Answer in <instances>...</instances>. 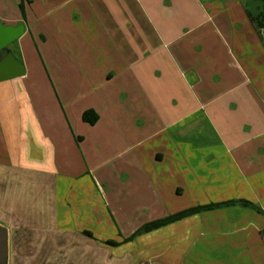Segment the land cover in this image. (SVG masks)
Instances as JSON below:
<instances>
[{
  "label": "crops",
  "instance_id": "0c3cea01",
  "mask_svg": "<svg viewBox=\"0 0 264 264\" xmlns=\"http://www.w3.org/2000/svg\"><path fill=\"white\" fill-rule=\"evenodd\" d=\"M131 1L117 18L128 37L122 63L93 90L95 126L43 71L28 11L16 0L0 14V36L16 34L10 54L18 47L23 62V75L0 80L10 252L11 236H36L38 252L47 239L80 264H264V215L241 206L131 241L96 238L103 210L148 224L231 201L264 211V33L244 0ZM104 84L112 92L99 98Z\"/></svg>",
  "mask_w": 264,
  "mask_h": 264
},
{
  "label": "rangeland",
  "instance_id": "374dc122",
  "mask_svg": "<svg viewBox=\"0 0 264 264\" xmlns=\"http://www.w3.org/2000/svg\"><path fill=\"white\" fill-rule=\"evenodd\" d=\"M17 1L19 4L23 3L25 11H28L27 17L39 50L41 66L45 74L49 75L54 88L58 90L65 107L76 101L78 103L74 104L78 105L79 109L92 110L88 108L95 102L94 96L97 95L94 92L98 89V82H103L110 69L119 68L122 63L116 59L125 52L128 37L117 18L126 14L124 9L131 6L132 1L128 0V3L126 0ZM15 2L16 0H0V14L3 16L11 14ZM216 2L223 4L227 0ZM243 4L253 16L259 15L261 9L264 12L258 0H244ZM12 52L17 58L20 57L18 47ZM105 86L102 92H98L101 94L99 98H106L109 92H112L113 85ZM84 91L87 93L84 94ZM64 92L69 95L67 101ZM83 96L87 97L86 101L82 99ZM104 197L106 196L103 195ZM12 207L13 205L10 208ZM146 223L149 222L112 220L103 210L101 219L94 222V233L101 241L118 239V235L122 234L131 235L130 239L134 233L132 231ZM38 239L36 236H11L10 264H80L77 255L71 254L70 251L66 252L62 245H50L47 239L38 252L40 243L32 241ZM42 239L44 238L41 237V242Z\"/></svg>",
  "mask_w": 264,
  "mask_h": 264
},
{
  "label": "trees",
  "instance_id": "16d2710c",
  "mask_svg": "<svg viewBox=\"0 0 264 264\" xmlns=\"http://www.w3.org/2000/svg\"><path fill=\"white\" fill-rule=\"evenodd\" d=\"M259 5L261 6V8H264V0H258ZM20 9L22 11V14L25 16V9H24V5L23 3H21L20 5ZM252 16V15H251ZM251 19L255 22L257 28L259 30H262V32L264 33V12L261 9V12L259 15L257 16H253L251 17ZM82 121L83 123L89 125V126H95L99 121H100V116L94 111V110H89L86 111L83 116H82ZM234 206H241L243 208L246 209H251L253 211H256L259 214L264 215V211L259 208L257 205L245 201V200H240V201H231V202H227V203H223V204H216V205H209V206H204V207H197V208H193V209H189L187 211L181 212L179 214H176L174 216L168 217L164 220H160L157 222H153L150 224H147L145 226H143L141 229H139L130 239L128 240H134L137 237L144 235V234H148L151 233L153 231L159 230L161 228H164L166 226L172 225L176 222H179L183 219H186L188 217L206 212V211H212V210H216L219 208H227V207H234ZM87 236L92 237L91 234L89 233H85ZM107 245L110 246H117L118 244L115 242H107Z\"/></svg>",
  "mask_w": 264,
  "mask_h": 264
},
{
  "label": "water",
  "instance_id": "95a60500",
  "mask_svg": "<svg viewBox=\"0 0 264 264\" xmlns=\"http://www.w3.org/2000/svg\"><path fill=\"white\" fill-rule=\"evenodd\" d=\"M24 32V28H20L18 30H16L15 32ZM13 33V32H12ZM16 34H9V33H6V34H3V36H0V47L2 46L5 47L6 45H8V43L14 39ZM15 62V60H14ZM14 64V63H13ZM23 75V71L20 72V73H17V74H14L10 77H4V78H1V80L3 79H9V78H13V77H18V76H21ZM9 253H10V244H9V230L0 225V264H9Z\"/></svg>",
  "mask_w": 264,
  "mask_h": 264
},
{
  "label": "flooded vegetation",
  "instance_id": "af4514ba",
  "mask_svg": "<svg viewBox=\"0 0 264 264\" xmlns=\"http://www.w3.org/2000/svg\"><path fill=\"white\" fill-rule=\"evenodd\" d=\"M10 53L11 52H10L9 45H6L3 48L2 46L0 47V80L1 78L10 77L14 74H17L23 71L22 60L19 58L14 59V57H12ZM10 256H11V252L9 253V264H10Z\"/></svg>",
  "mask_w": 264,
  "mask_h": 264
}]
</instances>
